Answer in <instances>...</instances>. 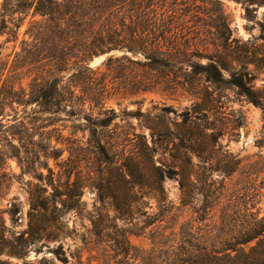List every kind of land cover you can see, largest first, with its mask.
I'll list each match as a JSON object with an SVG mask.
<instances>
[{"label": "rangeland", "instance_id": "obj_1", "mask_svg": "<svg viewBox=\"0 0 264 264\" xmlns=\"http://www.w3.org/2000/svg\"><path fill=\"white\" fill-rule=\"evenodd\" d=\"M3 2L0 264H138L117 254L123 231L133 232L141 254L154 249V238L160 251L173 240L223 246L264 216V99L257 105L228 81L241 70L264 92V4L145 0L168 31L162 52L84 57L62 52L64 44L57 51L60 39L34 40L33 25L48 32L55 24L33 9L12 16ZM62 28L67 39L70 26ZM210 61L222 66L224 82L199 67ZM53 79L61 97L31 101L33 88ZM188 148L196 187L183 205L175 172L186 166ZM124 166L160 167L162 189L150 171L124 180ZM127 180L142 184L130 191ZM100 186L114 197L103 202ZM127 198L135 203L121 217L115 204ZM39 202L48 208L33 210ZM32 227L46 237L34 240ZM60 245L68 262L53 252Z\"/></svg>", "mask_w": 264, "mask_h": 264}, {"label": "trees", "instance_id": "obj_2", "mask_svg": "<svg viewBox=\"0 0 264 264\" xmlns=\"http://www.w3.org/2000/svg\"><path fill=\"white\" fill-rule=\"evenodd\" d=\"M114 1L112 5L109 4L108 0L100 2L96 0L93 2L70 0L69 6H67L59 0H4L3 8L4 11L6 9L11 10L12 16L33 9V17L42 16L47 22L55 24V29L48 32L36 31L37 24L33 25L34 30L31 35L36 41H40L41 38L47 36L54 44L57 39H60L55 44L57 51L58 47L60 49L64 44L61 48L62 52H83L84 57L119 49H127L132 52H162L160 40L166 37L168 31L163 25H159L155 18L156 15L150 8L151 6L145 3V0ZM237 1L244 6L264 4V0ZM0 16L3 17L4 23L7 22V17L4 14ZM63 24L70 26V36L67 39L61 36L65 34L62 28ZM15 28H20V25L15 23ZM11 32L14 33V30L11 29ZM153 58L157 59V56H153ZM199 67L209 75L213 82H224L222 66L218 62L210 61L206 65L200 64ZM247 77L248 73L235 70L231 73V78L228 81L252 102L262 105L264 92L255 91L248 83ZM49 89L52 90L51 93L48 91ZM31 97V101L34 102L47 101L54 97L58 99L61 97L59 83H56L53 79L46 83V87L37 86L33 88ZM105 123V121H102L101 126H105ZM194 153V150L188 148L186 166L182 168L181 172H175V175L180 178L184 195L183 205L192 203L193 200L190 201L191 198L188 197L191 196L196 187L192 181L196 166L192 158ZM148 171L153 172L155 183L162 189V180L166 176L160 167L151 171L142 167L124 166L120 168V175L125 178L124 180L127 179V175L145 179L151 176ZM226 173H230V171H226ZM138 184H142V182L127 180V190L134 191ZM105 190L108 192L107 188L100 186V198L103 202L111 197L105 193ZM134 203L135 200L127 198L116 201L115 207L121 213V217H124L127 212L131 211ZM47 208L46 202L33 204V210L38 212ZM203 208H206V206ZM148 225H151V223ZM98 233L100 234L101 231ZM32 235H36V237L38 235V238H34V240L46 237L40 228L34 229ZM131 235H133V232L123 231L121 240L118 241L116 246L117 254L122 256L125 262L133 259L138 264H264V216L256 219L252 225L245 228L236 239V242L224 244L223 246H209L206 244L187 246L184 242L185 246L173 240L172 243L165 244L166 251H160L158 250L160 242L154 238V249L151 252H142L141 254V252L134 251L135 246L130 240ZM53 252L60 261L68 262V257L62 245L54 249ZM159 252L165 253L163 258Z\"/></svg>", "mask_w": 264, "mask_h": 264}]
</instances>
